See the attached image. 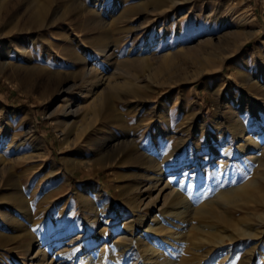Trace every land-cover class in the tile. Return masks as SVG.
Here are the masks:
<instances>
[{
	"label": "rangeland",
	"instance_id": "obj_1",
	"mask_svg": "<svg viewBox=\"0 0 264 264\" xmlns=\"http://www.w3.org/2000/svg\"><path fill=\"white\" fill-rule=\"evenodd\" d=\"M72 4L87 21L100 17L94 44L112 46L100 56L92 41H78L104 80L91 96L82 94V66L63 52L72 45L62 32L81 38L62 17ZM7 49L13 55L3 60ZM7 61L0 264H264L262 238L208 242L232 233L212 215L235 225L250 218L245 225L259 231L258 205L232 208L219 194L263 185L264 153L253 142L264 137V0H168L159 8L152 0H0ZM115 93V120L99 121L95 111ZM68 102L72 112L63 115ZM240 127L249 142L233 136ZM245 145L253 149L240 157ZM153 168L164 171L158 183ZM39 241L43 256L27 257Z\"/></svg>",
	"mask_w": 264,
	"mask_h": 264
},
{
	"label": "bare ground",
	"instance_id": "obj_2",
	"mask_svg": "<svg viewBox=\"0 0 264 264\" xmlns=\"http://www.w3.org/2000/svg\"><path fill=\"white\" fill-rule=\"evenodd\" d=\"M44 3L48 2L49 0H42ZM66 1V0H65ZM152 3L154 4V6L156 7H165L168 3V0H152ZM42 4V3H41ZM45 5V4H44ZM44 5L39 6V11H45V7ZM80 7V6H79ZM75 5L72 4L71 6V10L67 11L66 13H64L62 15V17L65 19V21L68 23L69 26H73V29L76 30L80 35V40H77V41H73V40H70L68 35L63 33L61 35H64V40L71 44V48L70 47H65L63 49V52L65 53V55H69L73 62L75 63H78L80 64L82 67H81V75H82V83L84 84L83 85V92L82 94H84L85 96H91V94L93 93L94 90H97L101 87V85L103 84V78L100 77L98 74H96L95 72H93V69L92 68H89V62H90V58H87V57H82L80 55H84L82 54L81 52V49H80V44L79 43H85V42H90L92 41L93 42V39H90L89 38V35L90 34H93V33H98V32H104V25H101L99 23V21L101 20L99 16H93V19L91 20V22L85 18L86 15H89L85 12V10H83L81 7L79 8ZM85 8V7H84ZM70 9V8H69ZM88 10V9H87ZM92 11V10H91ZM89 11V12H91ZM102 11V8H98L96 10L97 14L99 15ZM95 13V12H94ZM157 13V12H156ZM155 13V14H156ZM159 16V15H158ZM29 17V16H28ZM32 15H30V17L28 18V21H31L33 20V17L31 19ZM90 17V16H89ZM37 18V20H41V19H38V16L35 17ZM154 18V16H153ZM43 20V19H42ZM224 21V20H223ZM39 22V21H38ZM41 22V21H40ZM105 22V21H104ZM42 23V22H41ZM40 23V24H41ZM224 23V22H222ZM44 24V23H43ZM110 27V26H109ZM111 28V27H110ZM4 32V31H3ZM20 40V39H19ZM79 41V43H78ZM102 40H95V44H94V48H95V53L97 55H100V56H106V55H109L108 53H110V50L112 49V46H108L107 44H102L101 43ZM22 42L19 41L17 44H21ZM104 43V41H103ZM106 43V42H105ZM118 44V43H117ZM16 45V44H15ZM50 46V45H49ZM15 48V47H14ZM144 47H142V50H143ZM18 49V47H17ZM21 50V53L22 55H26L28 56V51L26 53L25 49L24 48H19ZM49 49V48H48ZM141 50V51H142ZM17 53V52H16ZM60 54V53H59ZM63 54V53H62ZM95 54V55H96ZM196 54V53H195ZM10 55H13L12 54V50H4L3 54H2V58L3 60H7V59H10ZM79 55V56H77ZM191 56V55H190ZM169 57V56H168ZM173 58V57H172ZM93 59V58H92ZM2 60V61H3ZM27 61L29 62V59H27ZM9 67V62H0V77L3 78L5 77V70ZM14 71V70H13ZM31 74V73H30ZM9 78V77H8ZM28 78V77H27ZM7 79V78H6ZM10 79V78H9ZM25 80V79H24ZM28 80V79H27ZM30 80V79H29ZM31 82V81H30ZM33 83V82H32ZM35 83V82H34ZM29 84V83H28ZM89 86V87H88ZM116 94V93H115ZM81 95V94H80ZM99 100V99H98ZM101 100V99H100ZM106 103H104V107H102L101 110H98V111H95V115H96V119H99V121H107V122H110L112 120H115V116L112 112V104H111V101H115V100H118V95H114L112 97H110L109 99L107 98L106 99ZM96 102V101H95ZM72 104L71 102H68L66 103V106L65 108L63 109L62 113L63 115H69L72 111H70V109L72 108ZM99 104V102H98ZM103 104V103H102ZM100 106V104H99ZM93 108V107H92ZM95 108V107H94ZM94 108L92 110H94ZM94 113V112H93ZM98 121V120H96ZM95 121V122H96ZM56 123V126L57 125H61L62 123L61 122H58V121H55ZM54 123V124H55ZM98 123V122H97ZM233 124V123H232ZM94 125V124H93ZM237 126V125H236ZM65 127V126H64ZM102 127V126H101ZM88 128V125L84 127L83 131L82 132H85L86 129ZM101 129V128H100ZM100 129L98 130V132L100 131ZM246 129L244 127H240L239 129L238 128H235L234 130V137L237 138V139H240L242 140L244 143H247V139H245V133ZM183 139V137H181ZM222 140V139H221ZM223 141V140H222ZM251 141V140H250ZM182 142L181 144H184L183 141H180ZM248 142H249V139H248ZM260 143H262L263 145H261ZM103 144V143H102ZM128 145H129V142H128ZM243 145V144H242ZM248 145V144H247ZM251 145V144H250ZM102 146V145H101ZM256 147L258 149V151L260 152H263L264 153V137H260L259 140H255V142H253V147ZM252 148L248 147V146H242L240 149H239V154H240V157H244L245 155H247V153L249 151H251ZM128 153V152H127ZM131 154V153H130ZM192 155V154H191ZM215 155V153L213 154ZM127 156V155H126ZM128 157V156H127ZM196 156H194L195 158ZM131 158V157H130ZM132 159V158H131ZM137 159V158H136ZM230 158H228L227 161H229ZM174 162V161H173ZM149 164V163H148ZM129 165V164H128ZM173 168L176 167L177 165V162L175 161L174 164H173ZM75 166V165H74ZM87 167H90V164H86ZM162 167V166H161ZM153 170L155 172H158V174L154 177L156 178V180L158 179H161V177L164 175V171L161 169V168H153ZM149 175V174H148ZM147 177V176H146ZM149 178V177H147ZM160 182V180L157 181V183ZM257 182V181H256ZM262 182V181H261ZM256 183H247L245 184L244 186L233 190V191H224L222 193L219 194V198L221 199V201L227 205V206H231L232 208H236L238 206H236V203L237 204H240L241 207H245L246 205H248L249 203H254L256 205H258L260 208H261V214L258 215V217H256V223L255 225H257V228L259 229V231L257 232L256 230H254L255 228H250V227H247L245 224L246 222H248L250 220H247L245 219L244 221L240 220L238 223L235 224H230L231 220L229 221L227 218L225 217H222L221 215H212V217L214 219H217V221L219 220L221 223L224 222L226 224H228L232 229V233H229L227 235H223V234H220V235H217V236H210L209 239H208V242L209 243H212L213 245H222L224 243V241L226 239L230 240V241H234L236 239V237L240 236V237H249V238H262V243L264 245V190H263V187H264V179H263V185L262 186H255ZM260 184V183H259ZM138 187V186H137ZM154 188V185L150 186L148 189H153ZM156 188V187H155ZM146 189V188H145ZM139 190V189H138ZM136 190V194L139 193V191ZM170 192V191H169ZM145 193V192H144ZM161 191L156 195V199L153 200L151 199V196L148 197V202L151 203V205H153L154 202H156L157 200H159L158 198L161 197ZM172 194V192H171ZM17 196V195H16ZM139 196V195H138ZM169 196V195H168ZM17 199V198H16ZM161 199V198H160ZM138 201V200H137ZM17 202V201H16ZM19 202V201H18ZM88 203V202H87ZM86 203V204H87ZM137 203V202H136ZM141 203V202H139ZM89 204V203H88ZM21 206V205H20ZM137 206V205H136ZM154 206V205H153ZM256 206V207H258ZM22 207V206H21ZM85 207V206H84ZM90 205H87L85 207V210L84 212L87 213L88 209H89ZM135 208V207H134ZM21 209V208H20ZM139 210V208H137ZM136 209V210H137ZM90 211V210H89ZM204 211V210H203ZM206 212V211H205ZM85 214V213H84ZM176 216H178V214H176ZM139 223H142L144 221V217L142 216H139ZM88 221V220H87ZM173 227V226H172ZM179 229V228H178ZM219 230V229H218ZM210 231L207 232V234L209 233ZM155 234V233H154ZM177 235V234H176ZM169 237V236H168ZM169 239V238H168ZM170 241V240H168ZM231 242V243H232ZM168 243V242H167ZM144 251L147 252L146 249H149L148 245L147 244H142V247ZM24 249V248H23ZM35 250V253L33 252ZM254 250V249H253ZM149 251H151L153 254L154 253H157V248L156 247H153L152 250L150 249ZM24 252L27 254V257L32 254L34 255L32 259L34 258H37L39 255L43 256L42 252L43 250L41 249V243L40 241L39 242H36L35 244H30L29 246L26 247V249L24 250ZM158 254V253H157ZM23 255V254H22ZM144 255V254H143ZM146 255H150L149 252L148 254ZM159 255V254H158ZM263 258H264V253L261 255ZM25 257V256H24ZM65 257V256H64ZM153 258V257H152ZM24 260V259H23ZM23 260L20 262L21 264H24L23 263ZM146 260L147 262L149 263L150 259L148 256H146ZM248 261H250V259H245L244 261L240 262L239 264H248Z\"/></svg>",
	"mask_w": 264,
	"mask_h": 264
}]
</instances>
